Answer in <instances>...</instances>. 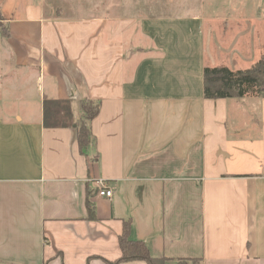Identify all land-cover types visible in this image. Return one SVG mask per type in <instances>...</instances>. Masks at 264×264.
Masks as SVG:
<instances>
[{
  "label": "crops",
  "instance_id": "0c3cea01",
  "mask_svg": "<svg viewBox=\"0 0 264 264\" xmlns=\"http://www.w3.org/2000/svg\"><path fill=\"white\" fill-rule=\"evenodd\" d=\"M0 17V264H147L114 263L125 222L166 264H264V97L202 92L204 67L264 55V0H0Z\"/></svg>",
  "mask_w": 264,
  "mask_h": 264
},
{
  "label": "trees",
  "instance_id": "16d2710c",
  "mask_svg": "<svg viewBox=\"0 0 264 264\" xmlns=\"http://www.w3.org/2000/svg\"><path fill=\"white\" fill-rule=\"evenodd\" d=\"M202 92L204 98H242L253 95L264 97V55L243 69L231 70L226 65L206 66L202 71ZM81 118L75 129V139L78 148L84 152L93 141L89 128V120L99 109V102L83 99L79 103ZM87 208L92 205L87 201ZM120 249L119 258L114 263L132 260H143L147 264H166L169 259L150 254L146 245L140 240L129 237V222H125L122 233L118 237ZM180 264H187L184 259L177 260Z\"/></svg>",
  "mask_w": 264,
  "mask_h": 264
},
{
  "label": "rangeland",
  "instance_id": "374dc122",
  "mask_svg": "<svg viewBox=\"0 0 264 264\" xmlns=\"http://www.w3.org/2000/svg\"><path fill=\"white\" fill-rule=\"evenodd\" d=\"M250 7V6H248ZM80 9V8H79ZM79 11V10H78ZM246 12V10H245ZM259 33H258V40L260 42V47L258 48V50L262 53H264V25L261 26L260 30L258 29ZM0 34L5 36L6 35V26H5V23L2 21V18L0 17ZM249 66V63H244V64H241L240 68H246ZM181 262L179 261H172L171 263L169 264H180Z\"/></svg>",
  "mask_w": 264,
  "mask_h": 264
},
{
  "label": "built area",
  "instance_id": "2783aa9c",
  "mask_svg": "<svg viewBox=\"0 0 264 264\" xmlns=\"http://www.w3.org/2000/svg\"><path fill=\"white\" fill-rule=\"evenodd\" d=\"M98 194L109 197L111 195V190L106 188L104 184L101 183V189H99Z\"/></svg>",
  "mask_w": 264,
  "mask_h": 264
}]
</instances>
